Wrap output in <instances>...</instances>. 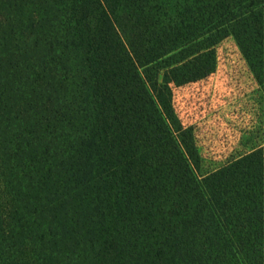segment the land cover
<instances>
[{
    "label": "trees",
    "instance_id": "obj_1",
    "mask_svg": "<svg viewBox=\"0 0 264 264\" xmlns=\"http://www.w3.org/2000/svg\"><path fill=\"white\" fill-rule=\"evenodd\" d=\"M229 36L264 93V0H0V264H264V159L215 181L174 97Z\"/></svg>",
    "mask_w": 264,
    "mask_h": 264
},
{
    "label": "rangeland",
    "instance_id": "obj_2",
    "mask_svg": "<svg viewBox=\"0 0 264 264\" xmlns=\"http://www.w3.org/2000/svg\"><path fill=\"white\" fill-rule=\"evenodd\" d=\"M178 113L192 127L202 169L215 181L237 180L264 159V93L234 39L217 45L207 78L174 91Z\"/></svg>",
    "mask_w": 264,
    "mask_h": 264
}]
</instances>
